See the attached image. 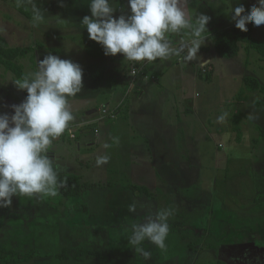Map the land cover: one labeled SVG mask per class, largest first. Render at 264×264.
Returning a JSON list of instances; mask_svg holds the SVG:
<instances>
[{
	"label": "rangeland",
	"instance_id": "374dc122",
	"mask_svg": "<svg viewBox=\"0 0 264 264\" xmlns=\"http://www.w3.org/2000/svg\"><path fill=\"white\" fill-rule=\"evenodd\" d=\"M240 3L247 10L255 0H188L187 11L193 23L205 14L213 27L223 29L235 26L230 13ZM32 4L43 13L42 20H35ZM32 4L0 0V37L10 47H35L18 60L27 74L35 72L37 60L49 53L81 65L83 89L69 98L74 115L69 124L76 127L91 115L100 118L101 110L111 112L119 102L136 100L144 92L142 101H134L132 129L169 130L168 137L159 136L170 140L171 151L147 149L141 135L134 137L132 148L121 151L120 128H115L118 121L125 127L126 121L111 116L90 123L78 132L77 140L53 141L49 153L54 151L59 173L79 175L82 183L96 186L83 191L82 202L58 196L15 197L0 240L22 251L51 252L33 264H264V106L258 105L264 104V94L247 92V99L240 101L246 77H256L264 85L260 55L247 52L243 43L238 57L226 59L205 38L193 61L185 60L183 52L141 62L121 54L105 56L80 25L90 15L88 0H32ZM114 7L116 16L130 11L127 0H114ZM247 27L255 40L264 42V25ZM166 36L174 48L192 39L187 29ZM16 79L0 66V112H10L8 105L26 97L15 86ZM106 82L110 89H103ZM131 83L132 91L127 92ZM150 109L149 123L154 127L144 118ZM239 112L243 117L237 123L242 130L238 139L233 119ZM224 113L226 121L218 122ZM100 155L110 157L107 164L97 166ZM130 183L147 187L149 193L129 190L125 185ZM135 201L150 205L152 211L174 209L166 249L144 243L152 253L148 260L128 241L129 225L141 215L128 212ZM79 249L93 253L76 262ZM63 253L68 257L60 258Z\"/></svg>",
	"mask_w": 264,
	"mask_h": 264
},
{
	"label": "clouds",
	"instance_id": "9594fccd",
	"mask_svg": "<svg viewBox=\"0 0 264 264\" xmlns=\"http://www.w3.org/2000/svg\"><path fill=\"white\" fill-rule=\"evenodd\" d=\"M127 4L130 11L116 16L114 0H88L90 15H85L80 25L86 28L88 39L102 47L105 56L121 54L135 62L166 60L182 52L187 61L199 57L210 17L200 14L193 23L187 11L188 0H127ZM32 7L35 20H42L43 13L34 4ZM230 15L241 32L248 31L249 23L264 25V0H255L247 10L240 3L232 7ZM181 29L189 30L192 39L174 48L166 34ZM13 82L27 95L19 104L8 105L10 112H0V208L11 206L13 197L58 195L62 181L49 146L74 120L69 98L83 89V69L71 59L49 53L37 60L35 72ZM227 115H220L218 122H225ZM109 159L100 155L96 164L103 166ZM128 212L141 214L129 225L128 241L135 251L148 260L152 253L143 247L145 242L165 250L174 209L152 211L150 205L135 201Z\"/></svg>",
	"mask_w": 264,
	"mask_h": 264
},
{
	"label": "trees",
	"instance_id": "16d2710c",
	"mask_svg": "<svg viewBox=\"0 0 264 264\" xmlns=\"http://www.w3.org/2000/svg\"><path fill=\"white\" fill-rule=\"evenodd\" d=\"M248 28V27H247ZM205 38L213 41L217 53L226 59H234L238 57L241 51V44H246L245 49L247 52L255 50L261 57L264 63V42H259L252 37L251 30L241 32L235 26L229 28H215L212 22L208 23L207 30L203 33ZM41 46V45H38ZM35 51V47H10L4 44L3 38L0 37V66L4 67L7 71L12 72L17 79H21L28 75L25 72V67L18 63V60L27 58ZM209 77V73H207ZM247 92H261L264 94V85L256 77H246L244 79V86L241 90V100L247 99ZM27 95L26 91H24ZM259 106H264L262 102H258ZM243 114L239 112L236 119H233V131L240 138L241 129L238 119L242 118ZM59 179L62 181V186L58 190V197L61 200H79L82 202L85 198L84 190H92L96 185L88 182L82 183V178L75 174H61ZM126 188L133 192L149 193V189L145 186L134 184H126ZM12 205L7 208H0V231L6 226L7 220L13 210ZM85 208L86 205L84 204ZM194 245H190L189 249H193ZM93 252L89 249H79L74 254L76 262H83L85 257L91 255ZM51 252H43L37 249L18 250L15 248L7 247L2 240H0V264H33L37 260L50 257ZM60 258L68 257V254L63 253L59 255ZM226 264V263H219Z\"/></svg>",
	"mask_w": 264,
	"mask_h": 264
},
{
	"label": "crops",
	"instance_id": "0c3cea01",
	"mask_svg": "<svg viewBox=\"0 0 264 264\" xmlns=\"http://www.w3.org/2000/svg\"><path fill=\"white\" fill-rule=\"evenodd\" d=\"M71 43V42H70ZM68 46V45H67ZM69 49V48H68ZM205 64H206V62H205ZM207 73H208V71H207ZM123 78V77H122ZM100 82V81H99ZM133 83V82H132ZM131 83V84H132ZM112 87H113V85H112ZM132 87H133V84H132ZM111 88V86H110V83L109 82H106L105 83V85H104V87H103V89H110ZM102 89V90H103ZM114 89V87L112 88V90ZM129 89V88H128ZM101 90V91H102ZM111 90V91H112ZM131 91H132V89H131ZM138 91H140L139 93H141V90H138ZM116 94H117V92H115V89L113 90V95H115V97H116ZM144 94V92L142 93V95ZM142 95L140 96V97H138L136 100H134L135 98L133 97L132 99H131V101L129 102V100L127 101V99H125L124 100V102L120 105V103L121 102H119L116 106L115 105H113V110L116 108V107H119V110H118V113H117V118L118 117H122V119H123V122L124 121H126V123L124 122V124H125V127H121V125L122 124H119L120 122L118 121V119L117 118H115V120L117 119V126H116V128H115V130H119V128H120V130L118 131V136H117V139H118V143H119V145H121V151H123V150H128L130 147L132 148V144H133V140H134V137L136 136V135H141V137L145 140V144H146V147H147V149H149V150H151V149H154V151H155V149L158 151V153H168V152H170L171 151V149H170V146H169V144H170V140L168 141V140H165L164 138H160V136H163V137H165V136H167V135H170L171 134V132L169 131V130H167V131H165V130H157V132H155V130H153V131H150L149 129H148V126L146 127L147 129H146V131H140V132H138V131H136L135 130V132H134V126L132 125V118H133V116H132V112H133V106H134V101H137V102H140V101H142ZM135 112V111H134ZM134 112H133V115H134ZM148 114H146V116L144 117L146 120H147V123H149L150 122V120H151V118H150V116H151V114H152V109H150L148 112H147ZM141 114H142V112H141ZM141 116V115H140ZM98 117V116H97ZM96 117V119H95V117H93L92 115H91V117L87 120V121H85V122H83V123H79V126H76L75 127V129L77 130V139H79V135H78V132L79 131H81V130H84V129H88V126H89V124L90 123H92V122H100L99 121V119ZM143 118V119H144ZM152 118H154V117H152ZM142 119V120H143ZM102 121H105V120H102ZM127 122H129V123H127ZM85 123V125L84 126H82V124H84ZM102 123V122H101ZM149 125H150V123H149ZM69 126H72L71 124H69ZM151 127L153 126V125H150ZM154 127V126H153ZM133 128V129H132ZM162 128V127H161ZM97 130H99V129H97ZM97 134V133H96ZM160 135V136H159ZM168 137V136H167ZM64 138H66V137H64ZM68 138V137H67ZM60 138H57V139H55L54 140V142H58V141H60L59 140ZM76 139V140H77ZM173 142V145H176V143H177V141L176 140H174V141H172ZM92 145L94 144V143H92V142H90ZM91 144H89V145H91ZM158 147V148H157ZM173 147V146H172ZM143 149H145V147H144V145H143ZM128 152H130V151H128ZM151 153V152H150ZM152 154V153H151ZM49 155L53 158V160H54V162L56 161V156H55V153H54V151L53 152H51V153H49ZM122 156H123V154H121V153H119L118 154V157L121 159L122 158ZM168 162V164L167 165H170V163H169V161H167ZM171 162V161H170ZM127 164L129 163V161H127L126 162ZM152 167H153V165H151Z\"/></svg>",
	"mask_w": 264,
	"mask_h": 264
},
{
	"label": "built area",
	"instance_id": "2783aa9c",
	"mask_svg": "<svg viewBox=\"0 0 264 264\" xmlns=\"http://www.w3.org/2000/svg\"><path fill=\"white\" fill-rule=\"evenodd\" d=\"M133 74H137V72L134 71ZM131 89H132V84L129 85V89L127 90V92L129 90L131 91ZM127 92H126V96H127ZM118 110H119V107H116L111 112L107 111L106 109L101 110L102 115L100 118H98L99 121L106 118L107 116H111L112 118H116ZM84 125H85V123L82 124V126H84ZM96 133H97V131H96ZM62 137H68V139H70V140H76L77 139V133L75 131V127L74 126H68L67 130L59 138H62Z\"/></svg>",
	"mask_w": 264,
	"mask_h": 264
}]
</instances>
